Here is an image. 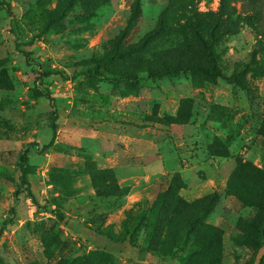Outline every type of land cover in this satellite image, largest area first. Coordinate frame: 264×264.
Masks as SVG:
<instances>
[{
	"label": "rangeland",
	"instance_id": "obj_1",
	"mask_svg": "<svg viewBox=\"0 0 264 264\" xmlns=\"http://www.w3.org/2000/svg\"><path fill=\"white\" fill-rule=\"evenodd\" d=\"M2 1L0 264H264V0Z\"/></svg>",
	"mask_w": 264,
	"mask_h": 264
},
{
	"label": "trees",
	"instance_id": "obj_2",
	"mask_svg": "<svg viewBox=\"0 0 264 264\" xmlns=\"http://www.w3.org/2000/svg\"><path fill=\"white\" fill-rule=\"evenodd\" d=\"M0 10H4V11L8 12L9 11L8 3L0 0ZM17 30H18V23L13 17H11L10 32L12 34L13 33L16 34ZM199 40H200V43L203 47V50L205 51V58L207 59L208 64L207 65H195L193 67L192 66L186 67V68H182V70L190 71L192 73H195V74H198L201 76H205V77L214 76L215 70H216V62H215L213 52L211 51V46L207 45L205 43V41H203L201 38H199ZM120 54H121V52H119V51H113V52L106 54L100 60L95 61L93 63V65L87 69L86 75L87 76L97 75L98 74L97 70L100 69V72H101L103 67H105L107 65H111L113 62H115L120 57ZM180 70H181V68L176 69L173 67L166 66L160 70L150 71V72L146 73V75L148 77H154L155 78V77H161V76L166 75V74L176 73ZM257 70L262 71L263 69H257ZM106 72H107V74H109L111 76V78L113 80H124V81L134 80V77L132 75H130L129 73H126V72H109V71H106ZM101 74H103V73H101ZM29 95L32 99H36L38 96H42L43 93H42V91H40L37 88H31V89H29ZM48 146H49V143L44 144L41 146L40 150H44ZM26 163H27V156H26V153L24 150V151H22V153H20L19 158H18V162H17V165L19 168V176H18L19 185L18 186H21V187L23 186V190L26 191V196L28 198H30L31 202L36 207H38V203L36 202L34 196L30 192V189L28 187V181H27L26 175L23 171V168H24ZM18 192H19V187H16V189L14 190V193H13L14 196H16ZM263 206H264V202H263ZM43 208H45V207H43ZM49 212H51V214L54 215L60 221L65 218V214L62 213L61 211H59L57 208L49 209ZM9 220H10L9 218L2 220L1 226H0V233L3 229V227L10 222ZM260 235L262 238H264V216L262 217L261 222H260ZM150 247H152L151 249L154 250L156 248V245L151 244ZM160 250H162L161 251L162 254H168L171 251V249L169 247H167V248L161 247Z\"/></svg>",
	"mask_w": 264,
	"mask_h": 264
}]
</instances>
